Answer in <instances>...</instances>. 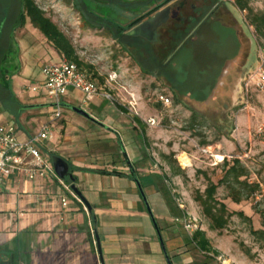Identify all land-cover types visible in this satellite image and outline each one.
Returning a JSON list of instances; mask_svg holds the SVG:
<instances>
[{
    "label": "rangeland",
    "instance_id": "374dc122",
    "mask_svg": "<svg viewBox=\"0 0 264 264\" xmlns=\"http://www.w3.org/2000/svg\"><path fill=\"white\" fill-rule=\"evenodd\" d=\"M121 1L129 4L145 3L140 7H129L126 11L113 4H101L95 0H90L89 6L95 13L121 23L124 22L127 25L158 4L156 0ZM234 1L174 0L170 6L166 28H164V32L159 33L160 42L152 45V52L158 62H168L167 64H169L171 58L168 57L169 50L166 49L170 47L172 38L175 40L178 36L176 37L174 33L175 36L173 35L169 39L168 32L166 33L167 28L169 30V27L171 28L173 25L177 34H182L184 30L186 31L189 22L186 24L179 21L191 17L192 14L196 15V10L200 12L198 9L206 6L211 8L216 3H218L219 9L222 7L225 9V23L228 24L232 21L229 19L232 17L231 13L235 15L240 29L251 43L247 65L242 66L243 57L246 56L245 49L242 48V55L237 59L241 45L236 29L231 26H223L220 22L213 20L207 21L200 32L193 37L195 41L189 42L188 40L185 46L175 52L172 59L171 67L176 72L178 81L184 77L182 69L185 70L188 64L192 66L187 77H194L196 68L203 66L199 65V57H201L199 61L202 64L206 59L212 57L211 69L213 73L219 75L222 74L223 69H227L231 65L228 71L231 75L225 78L224 89L219 87L211 100L197 104L194 100L192 101L191 91H188L190 84L186 86L184 83L182 90L178 89L179 86L172 90V88L165 89L162 84L149 81L146 76L155 78V75L159 74L158 69L151 62L150 56H137V54L122 49V44L128 49L130 45L127 42L133 44L131 40L115 41L105 35L102 29L83 28L79 23L77 12L62 0H34L37 7L72 44L78 60L83 65L81 71L93 78L101 93L112 96L118 103V109H124L130 116L141 118L145 114L144 110L153 107L155 104L153 101L158 95H164L170 99L168 107L158 104L159 107L154 109L157 118H152L158 125L152 128L146 125L145 129L139 127L137 138L141 144L145 140V146L150 153L152 149L162 153L161 156L165 157V161L160 154H156L155 158L162 164L169 162L170 171L171 164L181 169L180 179L183 186L182 188L175 185L172 187L176 190L174 196L178 200H191L189 208L193 216L197 214V218L194 222L191 215L190 221L208 230V238L211 242L209 246L212 251L209 254L212 256H206L205 259H200V262H207V264H264V244L249 234L250 224L248 222L233 216L224 229L210 230L208 222L194 201V197L197 194H202L205 189L204 175L217 181L223 175L222 160L225 158L228 163H231L233 159H238L248 171V180L259 184L260 192L251 200L234 205L233 208L250 217L253 229L262 228L260 217L264 215V139L256 135V129L259 126L264 127V94L250 90L246 95L242 88V81L257 65V47L264 49V39L255 34L254 28L249 25L248 12L238 10ZM245 1L253 13L264 14V0ZM165 7H161L162 10ZM221 11L223 10H219V12ZM144 28H146L145 25L143 30ZM136 33L138 30L133 29L126 31L124 35L133 37ZM10 39L11 48L7 52V60L4 65L5 81L10 97L5 101L0 99V124H14L22 131H26L28 135L36 134L43 126L48 127L52 137L49 141H45L40 149L44 160L50 166L51 157L59 156L63 151L58 141L63 135L59 129L64 125L67 127V133L72 132L73 136L78 134L77 144L82 145L81 147L88 152H91L92 148L96 146L108 149L114 147L110 150L112 154L102 157L105 162L118 164L119 153H122V148L125 146V132L127 131L128 135L135 137L132 133L130 120L125 117L119 119L120 122L116 123L112 129L116 132L115 139L108 140L105 136H98L96 132L85 128L89 125L91 127V123L64 106L60 108V117L55 119L53 114L56 108L45 97L41 89L44 85L41 66L45 63L60 62V56L56 55L53 47L29 22L23 28L17 29ZM195 58L197 60L193 62ZM143 69L147 72L144 73ZM165 72L166 69L163 71L162 68L161 74L164 75ZM111 73H115L117 76L116 84L108 85L106 80ZM38 87H40V91L32 90V88ZM203 93L207 95L209 89H203ZM1 95L3 96L0 92V97H2ZM129 95L134 99V110L126 105L127 101L131 99ZM173 95L178 102L174 101ZM83 99L82 93L69 90L63 97L62 103L76 107L83 103ZM110 103L111 101L98 96L88 103V106H84V109H80L104 120L102 119L104 116L110 118L113 116V113H109ZM30 106L37 107L31 108ZM24 107L29 108L24 110ZM192 114L195 118H192ZM143 133L148 137L144 138ZM18 139L21 140L19 133ZM182 152H185V157L190 160L189 168L181 166L178 161ZM170 158L171 160H169ZM214 163H216L215 165L219 164V168L215 169ZM216 194L218 199L227 200V191L224 187L218 188ZM182 203L185 202L182 201Z\"/></svg>",
    "mask_w": 264,
    "mask_h": 264
},
{
    "label": "crops",
    "instance_id": "0c3cea01",
    "mask_svg": "<svg viewBox=\"0 0 264 264\" xmlns=\"http://www.w3.org/2000/svg\"><path fill=\"white\" fill-rule=\"evenodd\" d=\"M171 4L173 2L128 31L137 29L138 33L134 36H138L143 42H160L159 33L166 28ZM217 4L212 7H216L217 11L211 20L236 29L241 45L238 57L242 55V48L245 49L246 56L243 57L242 64L245 66L250 40L240 29L233 13L229 18L232 21L225 23V9H219ZM221 9L223 11L219 12ZM144 25L146 28L143 30ZM191 41L195 40L192 38ZM60 58L62 59L61 56ZM196 60L197 58L193 62ZM199 60L201 57L198 58L199 65L207 66V69L203 68L204 73L201 72L203 77L196 71L193 73L194 77H183L179 82L188 80L187 83L191 84L189 89L195 91V84L202 77L203 89H209L207 95H200L205 102L212 99L219 87L224 89L225 78L231 74L228 69H223L220 75L213 73L212 57L203 64ZM146 78L156 82L155 84H162L165 89H171L164 75L155 77L156 79L149 76ZM158 104L144 110L145 116L142 115L141 118L130 116L124 109H118L116 102L109 105L112 118L104 116V120H100L98 116L88 113L96 121L100 120L99 123L103 126L86 119L91 127L89 125L85 128L96 132L98 136H105L108 140L115 139L116 132L112 129L120 122L119 119L125 117L130 120L135 137L125 132V146L122 153H119L118 161L121 163L118 164L105 162L102 157L112 154L110 150L114 147L108 149L96 146L88 152L82 145L77 144V133L74 136L72 132L67 133L65 125L59 129L63 135L58 144L63 151L57 156L68 163L69 171L75 179L74 184L88 203L89 210L70 190L71 184L58 179L54 172L48 173L45 178L32 181L22 174L3 180L0 186V264H100L96 240L103 264H207L200 262V259L212 254L199 251L191 237L195 231H200L211 244L208 230L190 221L191 200H178L174 196L176 190L172 187L183 186L181 174L171 172L168 163H159L155 156H161L162 153L152 149L151 154L145 146V140L141 144L137 138L139 127L146 128L144 120L148 117L157 118L154 109ZM84 106L88 104L82 103L76 107L84 109ZM18 133L21 140L32 136L17 127V137ZM145 136L148 137L144 135V138ZM161 158L166 160L164 156ZM135 180L138 181L151 209L162 245ZM180 194L183 195L182 192ZM62 199L66 200L65 206L61 204ZM192 217L196 222L197 214ZM183 219L190 224V228H184Z\"/></svg>",
    "mask_w": 264,
    "mask_h": 264
},
{
    "label": "trees",
    "instance_id": "16d2710c",
    "mask_svg": "<svg viewBox=\"0 0 264 264\" xmlns=\"http://www.w3.org/2000/svg\"><path fill=\"white\" fill-rule=\"evenodd\" d=\"M62 1L68 5H71L73 9L77 12V14L79 15V23L83 28L92 30L96 28L102 29V32L105 33V35L110 36L115 41H122L123 39L125 41L131 40L133 44L127 42L128 45H130L128 49L124 46V44H122V49L124 48L126 51H129L132 54H137V56H150L151 62L157 67L159 72V74L155 75L156 78H160L161 76H163L161 74L162 68L163 71L166 69L164 76L166 77L167 84L172 88V90L176 89L177 86H179L178 89L182 90L184 89V83H186V86L190 84L187 83L188 80H182L181 82L177 80L176 72H174L173 67H171L172 59L175 56V52H177L178 49L182 48L186 44L188 39L185 40V38L191 35V31L196 27L199 20L201 19V16L205 14L204 12L203 15L201 14L198 19L189 21L186 31L184 30L185 32L183 31L182 34H177V31L175 30L173 25L171 28L169 27V30L167 28L166 33L168 32L169 39H171L174 33L176 37L178 36L175 40L172 38V41L174 40V42L171 41L170 47L166 49L169 50L168 57L171 58V63L167 64L168 62H158L155 54L152 52V45H154L153 43L143 42L142 39H139L136 36L130 37L124 34L126 33V31L136 27L142 20L156 13L161 7L170 4L174 0H156L158 4H156L152 9L147 10L143 14L139 15L131 22L127 23V25H125L124 22L121 23L104 15L95 13L93 8L89 6L90 0ZM95 1L101 4H113L114 6L121 7L122 10L125 11L129 7H140L145 3L144 2L138 4H129L121 0ZM234 4L238 8V10H246L248 12L247 17L249 25L254 28L255 34H257L260 38L264 39V14L253 13V11L248 8L245 0H235ZM195 13L199 14L200 12L196 11ZM27 22H29L40 32V34L53 47V49L59 56L64 57L67 61L71 63H74L79 70H81V67L83 66L82 63L78 60V57L70 41L57 28V26L48 17L45 16L44 12L37 7L34 0H0V92L1 94H3V96L1 95L2 97H0V99L2 101H5L10 97L9 89L5 81L6 73L4 71V65L7 60V52L11 48L10 36H13V33L17 29L23 28V26ZM191 66V64H188V66L185 67V70H183V75L186 79L187 72L191 71ZM203 68L207 69V66L204 65L201 66V68L197 67L196 71H198L199 74H201V72L204 73ZM143 70L144 73L147 72L145 71V69ZM202 77H199L197 83L195 84L197 85L195 91H191L188 88V90L191 91L192 99L199 100L200 102L205 100L204 97L200 96L201 94H203L204 85ZM179 84H181L182 86ZM173 98L175 102H178L177 98L174 95ZM30 107L34 108L37 106ZM27 108L29 107H24L23 109L26 110ZM191 116L192 118H195L193 114ZM169 160H171V158ZM172 163H175V161H172ZM221 163V169L223 172L222 177L217 181H213L212 179L204 175V179L206 181L205 189L202 194H197L194 197V201L198 204L202 216L208 222V228L210 230H222L228 225L230 219L233 216H237L239 219H242L250 224L248 229L249 234L255 239L260 240V242L264 244V215L260 217L262 221V228L253 229V227L251 226L250 217L245 216L242 211L237 212L233 208L234 205L236 206L242 202H247L257 194H259V184L256 182H250L248 180V171L239 162L238 159H233L231 163H228L227 160L224 158ZM218 166L219 164L215 165V169L219 168ZM171 171L176 175L182 174L181 169H179V167L174 168V165L172 164ZM67 183L71 184V182L69 181H67ZM220 187H224L227 191V200H221L216 197V192ZM191 240L192 242H194L196 248L199 251L205 253H209L212 251L208 241L205 239L204 233L200 231H195L191 237Z\"/></svg>",
    "mask_w": 264,
    "mask_h": 264
},
{
    "label": "built area",
    "instance_id": "2783aa9c",
    "mask_svg": "<svg viewBox=\"0 0 264 264\" xmlns=\"http://www.w3.org/2000/svg\"><path fill=\"white\" fill-rule=\"evenodd\" d=\"M257 51V65L242 81V88L246 95L250 90L264 94V49L257 47ZM41 73L44 77V85L41 89L45 97L56 108L53 114L55 119L60 117L59 104L62 103L63 97L69 90L83 94V105H87L98 96L115 103L111 95L100 92L91 76L79 70L74 63L67 61L64 57L58 63L43 64ZM116 78L115 73H111L106 83L116 84ZM32 90L40 91V87L32 88ZM129 96L131 99L126 105L134 110V99L131 95ZM153 102L166 107L170 105V99L164 95H158ZM134 114L137 115V113ZM144 123L149 127L158 125L153 118L144 120ZM256 135L264 139V127H257ZM51 137L48 127L43 126L26 140H19L17 127L14 124H0V186L5 178L15 174H22L32 181L45 178L48 173H52V168L45 162L40 149L42 144L49 141ZM61 204L65 206L66 200L62 199ZM182 222L185 229L190 228V224H187L185 219Z\"/></svg>",
    "mask_w": 264,
    "mask_h": 264
},
{
    "label": "water",
    "instance_id": "95a60500",
    "mask_svg": "<svg viewBox=\"0 0 264 264\" xmlns=\"http://www.w3.org/2000/svg\"><path fill=\"white\" fill-rule=\"evenodd\" d=\"M60 107H66L67 109L71 110L74 114L78 115V116H81L99 126H103L101 123H99L98 121H96L94 118H92L86 111H84L83 109H80L78 107H75V106H72V105H63V103H60L59 104ZM51 167H52V170L54 172V174L56 175V177L60 180H65L67 179L69 182H71V185H70V190L74 193V195L80 200V202L84 205V207L89 210L90 207L88 205V203L86 202V200L83 198V196L81 195V193L79 192V190L76 188L75 184H74V178L72 177L70 171H69V165L68 163L58 157V156H52L51 157ZM136 182V186H137V189H138V192L142 198V201L144 203V206L146 208V211L148 212V214L150 215L151 217V221H152V224L156 230V233L158 235V239L162 245V240H161V237H160V233H159V230L157 228V224L154 220V218L152 217V213H151V209L147 203V200L144 196V193L138 183L137 180H135ZM96 247H97V253H98V257H99V262L100 264H103L102 262V258H101V252H100V247H99V243H98V240H96ZM166 256V255H165Z\"/></svg>",
    "mask_w": 264,
    "mask_h": 264
},
{
    "label": "flooded vegetation",
    "instance_id": "af4514ba",
    "mask_svg": "<svg viewBox=\"0 0 264 264\" xmlns=\"http://www.w3.org/2000/svg\"><path fill=\"white\" fill-rule=\"evenodd\" d=\"M215 5V4H214ZM214 5H212V7L214 6ZM212 7L210 8V7H208V6H206V7H203V8H201V9H198V11L200 10V13L199 14H192V16L191 17H187V18H185V20L184 19H182L183 21H179V22H181V23H188L189 21H193V20H195V19H198L199 17H200V15L202 14L203 15V12L205 13L203 16H201V19L199 20V22H198V24L196 25V27L191 31V35L190 36H188L187 37V39L189 40V42H192L191 40H192V38L197 34V33H199V31H200V29H201V27L203 26V25H205L207 22H205V21H210L212 18H214V16H215V11L217 10V8L215 7V8H213L212 9ZM197 11V10H196ZM201 11H202V13H201ZM163 18V17H162ZM181 20V19H180ZM185 46V45H184ZM240 57H237V59H239ZM236 59V60H237ZM231 64V63H230ZM231 68V65H229L228 66V70ZM182 71H183V69H182ZM189 91V90H188Z\"/></svg>",
    "mask_w": 264,
    "mask_h": 264
},
{
    "label": "bare ground",
    "instance_id": "6f19581e",
    "mask_svg": "<svg viewBox=\"0 0 264 264\" xmlns=\"http://www.w3.org/2000/svg\"><path fill=\"white\" fill-rule=\"evenodd\" d=\"M178 161L181 164V166H184V167L189 166V160L185 157L184 154L178 157Z\"/></svg>",
    "mask_w": 264,
    "mask_h": 264
}]
</instances>
